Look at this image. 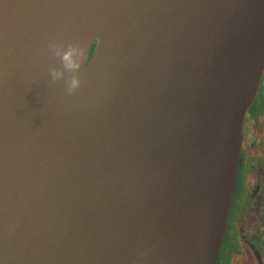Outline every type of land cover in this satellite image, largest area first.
Wrapping results in <instances>:
<instances>
[{"label":"water","instance_id":"obj_1","mask_svg":"<svg viewBox=\"0 0 264 264\" xmlns=\"http://www.w3.org/2000/svg\"><path fill=\"white\" fill-rule=\"evenodd\" d=\"M263 74L264 0H0V264H217Z\"/></svg>","mask_w":264,"mask_h":264},{"label":"flooded vegetation","instance_id":"obj_2","mask_svg":"<svg viewBox=\"0 0 264 264\" xmlns=\"http://www.w3.org/2000/svg\"><path fill=\"white\" fill-rule=\"evenodd\" d=\"M217 264H264V74L243 123L237 182Z\"/></svg>","mask_w":264,"mask_h":264},{"label":"clouds","instance_id":"obj_3","mask_svg":"<svg viewBox=\"0 0 264 264\" xmlns=\"http://www.w3.org/2000/svg\"><path fill=\"white\" fill-rule=\"evenodd\" d=\"M99 40L97 39V43ZM79 53L80 59H74L73 54ZM58 56L62 54V62L64 65V69H67L73 73V75L70 78L68 91L73 92L77 88L80 87L82 81L79 75L75 74L78 72V70L81 68V58L84 55V49L80 47L79 45H71L69 46L67 51H63V48H59L56 52ZM87 66V64H85ZM53 80H59L64 77L65 73L64 70L61 69H52L51 72Z\"/></svg>","mask_w":264,"mask_h":264}]
</instances>
